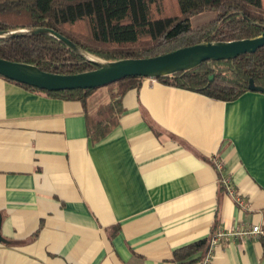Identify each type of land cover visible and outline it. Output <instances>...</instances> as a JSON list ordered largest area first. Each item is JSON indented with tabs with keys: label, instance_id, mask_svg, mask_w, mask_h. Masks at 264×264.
<instances>
[{
	"label": "crops",
	"instance_id": "1",
	"mask_svg": "<svg viewBox=\"0 0 264 264\" xmlns=\"http://www.w3.org/2000/svg\"><path fill=\"white\" fill-rule=\"evenodd\" d=\"M110 100L0 76V264H200L208 247L209 264H264V93L223 101L142 78L92 141L86 115Z\"/></svg>",
	"mask_w": 264,
	"mask_h": 264
},
{
	"label": "trees",
	"instance_id": "2",
	"mask_svg": "<svg viewBox=\"0 0 264 264\" xmlns=\"http://www.w3.org/2000/svg\"><path fill=\"white\" fill-rule=\"evenodd\" d=\"M173 3L171 9L165 6V0H0V30L49 27L106 60L150 57L201 41L237 40L264 31V0ZM206 13L212 15L208 20L191 23L192 18ZM0 58L30 63L58 74L95 68L47 35L0 39ZM142 78L126 77L106 86L111 100L100 104L94 115H86L87 134L92 141L105 138L117 125L122 112L119 97L137 87ZM250 79L264 89V47L235 59L204 62L195 69L157 80L230 101L249 90ZM93 90L42 91L85 104ZM205 243L199 240L187 248L201 250Z\"/></svg>",
	"mask_w": 264,
	"mask_h": 264
},
{
	"label": "water",
	"instance_id": "3",
	"mask_svg": "<svg viewBox=\"0 0 264 264\" xmlns=\"http://www.w3.org/2000/svg\"><path fill=\"white\" fill-rule=\"evenodd\" d=\"M28 35L50 36L65 45L83 61L95 66L93 69L74 74H58L43 71L30 63L0 58V76L49 92L96 89L134 76L158 79L195 69L204 62L230 60L239 55L252 54L264 47V31H262L254 37L237 40L201 41L150 57L106 60L89 53L49 27L36 26L0 30V39ZM209 78L211 80L213 75H210ZM248 89L264 92V89L256 86L252 79L249 80Z\"/></svg>",
	"mask_w": 264,
	"mask_h": 264
},
{
	"label": "built area",
	"instance_id": "4",
	"mask_svg": "<svg viewBox=\"0 0 264 264\" xmlns=\"http://www.w3.org/2000/svg\"><path fill=\"white\" fill-rule=\"evenodd\" d=\"M215 165L217 168H219V169L221 168V164L219 161H215ZM222 183L225 185L228 193L235 199V201L239 204H242L243 201H242L240 195L233 189L229 179L227 177H223ZM259 232H260L259 226L253 225V227L250 229V231H245V232L232 231L230 234L231 235H237V234H242V233L243 234H258ZM226 234L227 233H225L224 231L218 229L210 238V241H209L210 246L218 243L221 238L226 236ZM210 258H211V248L208 247L204 257L202 258V260L200 262V264H209Z\"/></svg>",
	"mask_w": 264,
	"mask_h": 264
},
{
	"label": "rangeland",
	"instance_id": "5",
	"mask_svg": "<svg viewBox=\"0 0 264 264\" xmlns=\"http://www.w3.org/2000/svg\"><path fill=\"white\" fill-rule=\"evenodd\" d=\"M174 3H173V0H165V6L167 7V8H173V5ZM212 15L211 14H208V13H206V14H201V15H198V16H195L194 18H192L191 19V23L193 24V25H195V24H199V23H202V22H204V21H206V20H208L210 17H211ZM92 54V53H91ZM104 87H106V86H104ZM101 88V87H100ZM100 88H96V89H100ZM107 88V90H108V92H109V95H110V90H109V88L108 87H106Z\"/></svg>",
	"mask_w": 264,
	"mask_h": 264
}]
</instances>
